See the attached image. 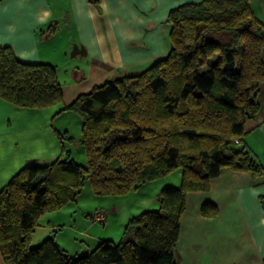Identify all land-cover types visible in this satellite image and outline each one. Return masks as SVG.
<instances>
[{"label": "trees", "instance_id": "16d2710c", "mask_svg": "<svg viewBox=\"0 0 264 264\" xmlns=\"http://www.w3.org/2000/svg\"><path fill=\"white\" fill-rule=\"evenodd\" d=\"M167 22L166 57L94 86L57 112L81 116L87 164L64 148L47 165L20 169L0 191L4 264H178L187 194L209 190L223 168L264 174L241 146L247 120L259 113L264 82V22L251 0L185 3ZM0 98L20 108L61 104L57 67L23 62L0 45ZM56 135L63 146L75 141L68 131ZM175 169L182 171L180 186L163 187L159 207L133 215L119 242L102 240L75 257L52 237L32 246L40 216L75 201L85 181L98 196H122ZM201 212L219 214L210 202Z\"/></svg>", "mask_w": 264, "mask_h": 264}, {"label": "crops", "instance_id": "0c3cea01", "mask_svg": "<svg viewBox=\"0 0 264 264\" xmlns=\"http://www.w3.org/2000/svg\"><path fill=\"white\" fill-rule=\"evenodd\" d=\"M199 1L0 0V45L11 47L23 62L61 67L66 58L75 60L72 74L63 76L58 70L63 92L58 112L94 86L143 71L166 57L171 48L170 11ZM251 5L264 22V0H251ZM51 26L56 30L49 34ZM74 43L86 54L71 56ZM259 101V113L247 120L241 146L264 169V82ZM51 109L20 108L0 98V191L23 167L47 165L68 150L56 135V130L68 129L61 122L51 126ZM206 202L216 205L217 216L202 214ZM103 207L101 225H89L94 247L106 239L120 241L126 223L136 215L122 212L115 201ZM81 253L68 252L72 257ZM176 255L178 264H264V174L223 168L209 190L189 192Z\"/></svg>", "mask_w": 264, "mask_h": 264}, {"label": "rangeland", "instance_id": "374dc122", "mask_svg": "<svg viewBox=\"0 0 264 264\" xmlns=\"http://www.w3.org/2000/svg\"><path fill=\"white\" fill-rule=\"evenodd\" d=\"M74 61V59L66 58L65 63H62L61 67L55 66L57 70L61 71L63 76L67 73L70 75L72 74V67L74 66L72 63ZM51 107L52 109L49 111H54L51 117V126L61 122L68 129V133L75 141L73 143L66 142V146L71 152L72 158L85 166L87 164V156L81 143V116L74 111L57 114V109H55L57 106ZM181 174L182 171L180 169H175L163 178L133 189L125 195L114 197L96 195L91 182L87 180L75 201L55 211L45 212L40 216L38 226L33 234L32 246L37 247L45 238L52 237L59 245L64 246L63 248L68 250L70 254L81 253L83 250H87L88 246L93 249L95 248L94 238H91V236L94 235V230L90 229L89 225L94 223L101 225V223L94 222L90 215L99 211L105 212L103 206L108 201H115L117 205H120V210L126 214L135 212L137 215L142 212L141 210H155V208H158L159 191L165 186H180ZM113 221L115 225H118V216Z\"/></svg>", "mask_w": 264, "mask_h": 264}, {"label": "water", "instance_id": "95a60500", "mask_svg": "<svg viewBox=\"0 0 264 264\" xmlns=\"http://www.w3.org/2000/svg\"><path fill=\"white\" fill-rule=\"evenodd\" d=\"M92 1H96V0H92ZM70 54H71V56L84 55V54H86V51L84 50V48L82 46H79L78 44L74 43L72 45V49H71Z\"/></svg>", "mask_w": 264, "mask_h": 264}, {"label": "built area", "instance_id": "2783aa9c", "mask_svg": "<svg viewBox=\"0 0 264 264\" xmlns=\"http://www.w3.org/2000/svg\"><path fill=\"white\" fill-rule=\"evenodd\" d=\"M237 143L240 144L239 141H237ZM106 217V212L104 211H99V212H96L95 214L92 215L91 219H93L94 222H103L104 221V218Z\"/></svg>", "mask_w": 264, "mask_h": 264}]
</instances>
